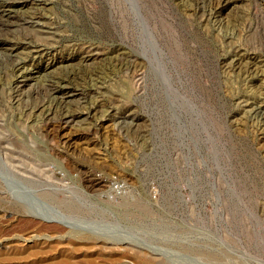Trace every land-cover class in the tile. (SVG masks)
<instances>
[{"label": "rangeland", "instance_id": "rangeland-1", "mask_svg": "<svg viewBox=\"0 0 264 264\" xmlns=\"http://www.w3.org/2000/svg\"><path fill=\"white\" fill-rule=\"evenodd\" d=\"M137 3L157 48L128 0H0V264L67 224L116 246L70 264H264V0Z\"/></svg>", "mask_w": 264, "mask_h": 264}, {"label": "bare ground", "instance_id": "bare-ground-1", "mask_svg": "<svg viewBox=\"0 0 264 264\" xmlns=\"http://www.w3.org/2000/svg\"><path fill=\"white\" fill-rule=\"evenodd\" d=\"M128 1H131L132 5L134 6V10L136 12H138V15L137 16H138V18L139 17L141 18L142 25H144L145 31L147 33V36H148L149 41L152 44V46L154 48L159 47L157 45V40L155 39V36L153 35V33L150 31V29L148 27V23H147L148 21L146 22L145 18L142 16L144 14H142L140 12L141 9L139 8V5H138L139 3H137L138 0H128ZM129 5H130V3H129ZM129 8H131V6ZM159 50L160 49H158V51ZM165 55H166V53H165ZM159 59H161V57ZM230 88H231L230 89L231 91L234 90V89H232L231 84H230ZM227 89H229V88H227ZM237 91H238V89H237ZM235 92H236V90H235ZM11 167H9V169H8L9 171L11 170ZM98 182H100V181L98 180ZM101 185H102V182H101ZM112 190H113L112 188H109V190H106L105 189V193L108 196H110L112 194ZM113 191H117V190H113ZM117 193H119V192H117ZM120 193H122V192H120ZM127 193H130V192H128V190L124 191V194L125 195H128ZM9 197L10 198L7 201L4 200L6 206H8L9 208L10 207L11 208H14V207L20 208L23 213L25 211H27V212L32 211L33 208L31 210L28 209V206L26 207V205H24L22 202L18 201V198H16L17 199L16 200V199L12 198L14 196H12V197L9 196ZM35 212H37V211H35ZM35 212L33 213L34 215L31 214V216L34 217V218H38V219H41V220L47 219L48 221H51V219H52L51 217L41 216L42 215L41 213H35ZM54 222H58V223H61V224L64 223L62 225L67 224V223H65L62 220H60V221L56 220ZM67 222H68V220H67ZM71 226H68V224H67V227H69L70 230H72L71 231V234H69V237L73 239V242H66V243L61 242L60 240L65 235L62 238L61 237L60 238L57 237V239L55 238L56 241H54V242H47L46 241V242H41V243H38V242L35 243V242H30L29 239H25V238L22 239L20 242L18 240H16V241H14V240L11 241L10 240L11 242L9 244H11L12 249H11V252L10 253L5 254V257L3 258V261H8L9 264H70L72 262V261L70 262V260L72 258H78V259H87V258H90L92 256V254L91 253H87V251H88V249H91L92 247L102 248V249H105V248L114 249L116 247L115 244L110 241V239L103 237L102 234H101V236L104 239H102V237H100L101 238L100 239L99 237L94 236L95 229L93 230L91 227H90L91 228L90 229V228H85L84 225H81V226L80 225H75V226H73V224ZM99 233H96V234L99 235ZM116 238L118 239L119 243H122V244H119L118 243L119 246L122 245L124 247H127V248L133 250L134 253L137 254L138 257H141V259H144V261L148 262L149 264H186V261H188V260H184V259L183 260H179L178 258H175L173 256L174 252L170 254L167 249H166L167 250L166 251L165 249H163V248H161L159 246L158 247L157 246H152L150 244L142 243L140 241H137V240H134V239H129V238L122 237V236L119 237V238L118 237H116ZM177 244H179V243H177ZM179 247L182 250H184L185 252H187L186 251V246H179ZM193 248L191 250L188 249V251H190L189 253H192L193 252L192 253L193 255H198L199 257L202 258V260L204 259L205 261H207L206 263H209V261H213V262L216 261L217 263L224 264L223 263L224 260H226V258L228 257L227 256L224 259L223 256H225V252H221V253L214 252L213 253V252H211L212 250L211 251H208L207 249H204V248L203 249H193ZM51 252H53V253H51ZM47 253H50V254L47 255ZM40 254L41 255L44 254L46 256V257L44 256V258H47V259L46 260L43 259L44 260L43 262H41V260L40 261L37 260V257ZM111 255H117V254L111 253ZM196 259H199V258H196ZM0 260H2V259L0 258ZM189 262H191V261H189ZM216 262L214 264H216Z\"/></svg>", "mask_w": 264, "mask_h": 264}, {"label": "built area", "instance_id": "built-area-1", "mask_svg": "<svg viewBox=\"0 0 264 264\" xmlns=\"http://www.w3.org/2000/svg\"><path fill=\"white\" fill-rule=\"evenodd\" d=\"M108 188H112L113 190H117V191H113L112 190V194H111L112 196H121V195H123L124 189H125L118 182H113V184L108 186ZM117 192H119V193H117ZM120 192H122V193H120Z\"/></svg>", "mask_w": 264, "mask_h": 264}]
</instances>
